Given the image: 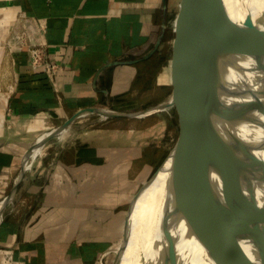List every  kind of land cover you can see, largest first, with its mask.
<instances>
[{
  "label": "crops",
  "instance_id": "crops-1",
  "mask_svg": "<svg viewBox=\"0 0 264 264\" xmlns=\"http://www.w3.org/2000/svg\"><path fill=\"white\" fill-rule=\"evenodd\" d=\"M164 2L166 28L154 53L97 75L104 64L139 57L154 45ZM180 5L181 0H0V264H105L113 253L112 262L137 191L121 223V206L100 208V168L114 158L105 157L98 143L70 139L57 146L49 141L28 157L23 172L22 159L40 134L80 108L128 110L120 107L129 105L126 95L138 82L142 90L147 82L145 89H151L168 56L173 79ZM20 11L45 21L38 38L60 64L53 79L31 68L26 50L4 45Z\"/></svg>",
  "mask_w": 264,
  "mask_h": 264
},
{
  "label": "water",
  "instance_id": "water-1",
  "mask_svg": "<svg viewBox=\"0 0 264 264\" xmlns=\"http://www.w3.org/2000/svg\"><path fill=\"white\" fill-rule=\"evenodd\" d=\"M165 28L164 2L161 31L154 45L139 57L104 64L97 75L116 64L150 57ZM175 32L172 87L164 99L133 110L78 109L43 132L47 133L43 139L32 142L23 156L21 172L28 157L52 137L66 134L77 116L98 112L141 118L174 107L177 136L132 196L111 264H122L130 246L136 245L132 239L135 206L157 178L162 184L155 206L197 191L200 219L196 216L199 221L191 236L214 264H264V0H181ZM247 60L249 69L243 67ZM8 200L10 196L1 204ZM173 235L166 238L162 257L152 260L156 233L149 231L140 241L142 264H177L183 256L192 261L194 249L181 253L174 242L179 235Z\"/></svg>",
  "mask_w": 264,
  "mask_h": 264
},
{
  "label": "rangeland",
  "instance_id": "rangeland-1",
  "mask_svg": "<svg viewBox=\"0 0 264 264\" xmlns=\"http://www.w3.org/2000/svg\"><path fill=\"white\" fill-rule=\"evenodd\" d=\"M166 49L165 55L168 56L170 49L168 47ZM168 58V66L161 73L158 70L155 73L152 79L154 86L149 90L145 89L147 82L142 90L138 82V85L126 95V98L131 100L129 105L120 107L128 110L144 108L151 103H156L158 98L170 90L172 71L170 56ZM157 82H163L165 85L158 88L155 85ZM177 125L178 115L174 107L141 118L105 116L98 112H89L85 116H77L71 122L66 134L54 136L50 141L56 142L55 146L65 142L66 139L67 141L71 139L76 144L86 141L98 143L105 157L110 155L114 158L110 165L106 164L104 168H100V208L107 212L121 206L118 210L121 223L128 199L151 175L154 163L159 162L162 154L174 142L177 136ZM48 130L50 129L46 131ZM106 151L109 153L106 154ZM160 187L161 185L157 187L154 185L148 196L157 197ZM155 207L152 200V206L148 207L146 212V215H149L147 219L151 217V208ZM141 224H137L138 229H141ZM114 245L111 247H115ZM112 257L113 253H110L103 262L110 264Z\"/></svg>",
  "mask_w": 264,
  "mask_h": 264
},
{
  "label": "bare ground",
  "instance_id": "bare-ground-1",
  "mask_svg": "<svg viewBox=\"0 0 264 264\" xmlns=\"http://www.w3.org/2000/svg\"><path fill=\"white\" fill-rule=\"evenodd\" d=\"M251 9H256V6H252ZM250 65L251 64L248 63L247 60L244 61L243 67L245 69H249L251 68ZM46 135L47 133L40 135L42 136L40 140ZM161 184V178L155 179L152 184L142 193L141 197L136 203L132 225V239L133 242L135 241L136 245L133 249H131L130 246L122 264H142L143 260H141V258H145L141 254L140 241L151 230L156 233V242L152 250V260H157V258H160V256L163 255L162 253L165 247L166 238L169 235L174 236L173 234L177 233L179 235V239L176 238L174 242H176V247L181 251V253L185 251V248H187L188 251L194 249L192 254L193 257L191 258L192 261H189L187 256H183L177 260V264H214L204 247L198 244L191 236V232L193 230L192 228L200 219V215H198L200 199L197 204L196 198L198 193L196 190H191L186 194L181 195L180 198L169 201L165 205H156L155 208H151V217L147 219L149 215H146V212L148 211V207L152 206V200H154V203H156V200L160 198V194H158L157 197L152 195L148 196V194L154 185L157 187V185ZM148 197L150 199H148ZM147 200L150 201L148 202ZM194 211L196 212L195 214ZM196 216H198L199 219H196ZM162 220H164L163 223ZM192 220H194V224H192ZM140 223H142V226L141 229H138L137 224Z\"/></svg>",
  "mask_w": 264,
  "mask_h": 264
},
{
  "label": "built area",
  "instance_id": "built-area-1",
  "mask_svg": "<svg viewBox=\"0 0 264 264\" xmlns=\"http://www.w3.org/2000/svg\"><path fill=\"white\" fill-rule=\"evenodd\" d=\"M45 29L46 24L43 19L31 17L20 11L12 28L4 38V45L7 48L26 50L27 60L31 68H41L48 77L53 79L60 69V64L54 55L48 51L47 43L38 38L45 32ZM36 152H40V149ZM8 259L10 260V258Z\"/></svg>",
  "mask_w": 264,
  "mask_h": 264
},
{
  "label": "trees",
  "instance_id": "trees-1",
  "mask_svg": "<svg viewBox=\"0 0 264 264\" xmlns=\"http://www.w3.org/2000/svg\"><path fill=\"white\" fill-rule=\"evenodd\" d=\"M165 156V154H162V156H161V158H160V160L159 161H161L162 159H163V157ZM159 163V162H158ZM157 163V164H158ZM157 164H155V166H157Z\"/></svg>",
  "mask_w": 264,
  "mask_h": 264
}]
</instances>
